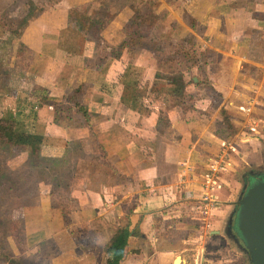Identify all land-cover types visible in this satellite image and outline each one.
Instances as JSON below:
<instances>
[{
  "label": "crops",
  "instance_id": "obj_1",
  "mask_svg": "<svg viewBox=\"0 0 264 264\" xmlns=\"http://www.w3.org/2000/svg\"><path fill=\"white\" fill-rule=\"evenodd\" d=\"M100 1L102 0H59L55 4L56 13L53 11L46 18L49 25L55 23L54 30L48 33L43 30L35 35L36 39L33 38L30 42L34 48L28 45L22 48L26 64L21 68L27 74L30 73V76L37 77V83L47 82L49 85L45 86V90L50 95L54 94L53 89H56V94L63 96V103L66 101L64 96L68 94H65L67 89H82L79 102L92 120V127L86 130L87 136L95 134L96 140L100 141L99 147L105 152V160L101 165L103 164L111 175L125 178L115 181L113 175L112 178L108 175L100 182L101 186L94 180V188L85 192L79 191L83 193L78 200L82 221H91V225H100L110 213L111 218L121 213L122 211L118 210L114 212L118 200L127 199L130 195L134 198L148 196L146 192L149 190L156 191L154 193L157 197L164 191H174L175 194L177 191H183L186 195L198 199L201 187L192 184L186 188L180 185L179 175L187 168L193 173L197 172L196 165H201L204 171L207 170L202 171V174H211L209 165L217 159V155L203 159L201 152L203 147L215 145L219 151L218 147L223 143L218 139L215 130L211 129L218 111L211 108L212 90L196 84V76L200 77V80L203 76L198 74L195 64L187 61L177 63L173 59L174 55L180 52L186 38H193L219 55L218 60L208 66L206 75L215 90L219 91L221 85H225L218 80V72L220 76L233 74L235 79L231 88L235 87L234 81L239 76L238 85H245L254 92L257 87L258 96L264 90V82L261 81L264 78V9H254V4H257L255 0H212L207 7L208 15L204 14L202 8L198 11L201 0H173V4L160 0L168 10V23L172 34H165L159 42L149 38L141 39L138 46L128 54V61L123 65L125 68L121 76L116 73L122 67L120 62L114 56H109L102 64L103 67H100L99 57L97 58L100 51L97 44L91 40L90 34L78 31L68 21L71 8L91 7ZM147 10V7H143L145 14ZM184 12L187 16H183ZM132 13L126 4L116 15L108 16L110 20L99 32L101 43L107 47V51L118 48L125 41V29ZM104 55L106 53L103 51L100 57L103 58ZM171 55L170 61H160L162 58L168 59ZM24 75L23 73L22 76ZM191 79L194 84L190 83ZM106 85H109L107 89ZM179 88H183L182 96L177 93ZM31 92L35 94L37 91ZM207 92L209 99L204 105L205 112L194 109V103L189 104L199 93ZM237 94L242 97L243 91ZM180 102L185 103L187 110H183ZM256 102L259 105V101ZM58 106L63 105H57L56 108ZM159 107L166 113L165 125L159 121L156 111ZM53 108L54 106L43 111V115L39 114L37 120L25 122L33 138V149L41 151L45 148H58L64 152L65 148L72 145L67 143L71 138L74 139L72 131L76 130L78 135L81 128H85L78 125L79 130L74 126L66 129L54 124ZM5 110L6 108H3L0 116L7 113ZM74 112L82 116L73 106L72 114ZM209 114L215 115L210 117ZM206 118H210L209 123ZM54 129L62 130V143L58 142L59 134L56 135L58 138L53 136ZM224 142L234 146L232 141ZM123 182L129 185L125 194L120 190ZM135 185L139 187L136 191ZM121 193L123 195L119 196ZM114 200H117V203L114 204ZM50 207L57 214L53 219L47 220L46 210ZM60 211V208L51 204L41 214L29 220L28 224L35 222L37 225L25 235L27 246L31 247L34 240H37V246L41 247L45 241L54 239L61 247L68 248V238L69 243L73 244L69 236L58 234L63 233L65 228ZM111 218L99 229V238L94 232H88L85 243L91 246L94 243L105 245L119 227L116 219ZM73 251L75 252L74 247L71 246L66 252L62 250V253L65 252L62 255H74ZM81 258L85 260L84 257ZM81 258L77 260L80 261Z\"/></svg>",
  "mask_w": 264,
  "mask_h": 264
},
{
  "label": "rangeland",
  "instance_id": "obj_2",
  "mask_svg": "<svg viewBox=\"0 0 264 264\" xmlns=\"http://www.w3.org/2000/svg\"><path fill=\"white\" fill-rule=\"evenodd\" d=\"M46 1L47 0H36L37 3H42L45 8L47 7ZM166 1L170 4L174 2L173 0ZM211 1L212 0H201L198 11L202 8L204 14L208 15L209 13L207 12L209 8L207 9V7ZM255 2L257 4H254V9H264V0H255ZM22 6L19 0H0V15L3 13L10 18L16 16L22 9ZM44 16L45 13L34 19L32 25L26 26L20 38L13 37V41H10V39H6V35L0 36V39L4 40L3 42L5 43L1 48L2 51L0 52V56H5L6 53L8 55L7 59L3 57L2 60V73L0 75V113L3 108H6V112L14 115L18 122L24 125L23 128L25 131H29L28 129H30L25 122L37 120L38 115H43V111L48 108L54 106L53 110L56 112V106L63 105L72 111L74 106L73 102L65 101V103H63V96L61 97V95L56 94V89H53L55 91L54 94L50 95L48 92V102L47 100L45 101L46 98L42 96L35 97V95L31 94L32 90H36L35 86L45 90V86L49 84L47 82H43L44 84L36 83L37 77L30 76V73L27 74L21 70L26 64L24 61L26 60L25 54L22 48L28 46L34 48L30 42L33 41V38L36 39L37 34L43 30L46 33L54 30L55 23L52 22L51 25H49ZM23 73L25 74L24 76H22ZM216 76L217 73H215V77ZM217 77L218 80H221L225 85L224 87L221 85L219 88L222 94V101L218 104L217 109H215L216 111L218 110L215 121H219V110L224 108L228 112L227 116L230 122L238 128V131L233 137H227L226 139L234 143L235 151L232 150L229 152V162L232 165H229L230 168H223L220 173V180L217 178L222 184V189L216 192V200L218 202L215 203L214 209L209 210L204 206V202L195 199V196L186 195L183 191H177L176 194L174 191L173 193L164 191L157 197L154 193L156 191L149 190V192H146L148 196L139 198L136 196L134 198L130 195L127 199L118 200V203L116 202L117 200L113 202L114 204L117 203L114 212H117V210L126 212V210L130 208L133 209L134 206V213H137L134 217L138 220L142 219L141 212L156 211L153 215H151V213V216H148V219L145 220V228L142 229L140 227V235L143 231L145 242L147 240V242L152 245V252L154 256H157L159 259L168 256H181L185 253L186 257L189 258L190 256V262L194 260L195 256L196 258L198 256L201 264H251L250 253L243 243L240 242L238 236L233 232V225L239 210L237 203L241 200L247 187L253 179L264 178V90L262 92L260 91L261 93L258 96L256 95L258 90L257 87L254 86L256 88L254 92V90L247 88L245 85L240 86L237 84L239 76L236 78V81H234V88H231L232 81L235 79L233 74L220 76L218 72ZM261 81L263 83L264 78H262ZM263 86H260L261 90ZM239 90L243 91L242 97L237 94L241 92ZM70 91H73V89H67L65 94L70 93ZM208 94L209 92L199 93L196 99L189 102V104L191 105L194 103L193 107L195 109L205 112L204 105L206 100L209 99ZM226 96L229 97L225 98ZM247 100H250V102ZM256 101H259V105ZM73 114L76 116H73ZM73 114L71 120H68L67 114L62 112V119L58 118L59 122H55L53 118V123H56V125L58 124L60 127L63 126L66 129H70L72 126L75 128L78 127L79 130L80 126H78L76 122L82 124L84 122L82 119L83 117L77 114V112ZM213 115L209 114L210 117ZM209 120L210 118H206L207 123H209ZM215 121L212 122L211 129L215 130L218 139L221 140L223 139L222 131L218 135V130L232 129L224 128L220 125L217 128ZM86 130H89L87 126L84 129L81 128L78 135L76 130L72 131L74 139L72 140L69 135L71 139L67 141V143L69 142L68 144L72 145L70 148H65L64 152L63 149L58 148H45L41 150L42 154L45 156H62V160H57L58 165L54 169H51L49 164L45 166V169L34 172V177L38 180L37 188L31 189L27 187L23 189V182H18V190L23 196L21 201L18 199L15 200V194L13 193L14 186L9 183H13L14 179L19 176V171L23 172L26 169L25 161L27 154L14 157L7 154L0 145V219L3 223L10 222L12 224V229L8 230V235L4 236V233L0 232V264H86L89 262L88 259L92 258V255L93 258L97 257L100 248L96 251V248L88 247V249L91 250V252L88 253L90 255L86 254L84 249H79L78 252L74 249V255L73 253L62 255L68 251L69 248L61 247L58 245L57 240L49 239L45 241L37 252L31 251L37 250L34 249L37 244H39L36 243L37 240H34L31 247L27 246L28 242L23 244V241H21L22 234L23 238H25L27 231L29 229H35L37 225L35 222L28 224L29 220L41 214L43 210L48 208V205H53L55 202L54 196L57 197V195L50 196L48 192L50 188L47 187L48 184L40 180L47 174H49V177L53 176V174H55L54 171L60 170L63 173H67L66 176H64V180L66 181L65 184L61 185L58 190H60L62 196L68 202L66 205L69 210L70 218L69 229L64 228L63 233L58 234H64V236L68 237L71 234L69 233L70 229H74L73 231H75L76 234L79 229L81 232L80 235L83 237L88 238V232H94L96 237L99 238V229H102L103 225L110 220L112 213L107 215L104 219L105 221L102 220L100 225H91V221H82V210L80 209L81 206H79L78 200L83 193H79V191L85 192L90 188H94L92 186L94 180L96 184L101 186L100 182L105 180L108 175L110 177L113 175L115 181H120V179L125 180L122 176L111 175L105 170V166L103 164L101 165L103 162L101 159L105 158V156L98 145L100 141L98 142L97 140V142L94 143L93 137L91 135L87 136ZM82 131L84 133H82ZM52 133L55 138H58L56 135L59 134V143L64 141L61 129H54ZM224 133L227 132L224 131ZM219 140L214 139L217 143ZM218 153L219 151L216 149V145L215 147L206 146L203 147L201 155L203 159H205L208 157L213 158ZM219 155H221V152ZM93 156H95L94 159L92 158ZM201 167V165H196L197 172L201 173L204 171ZM206 171L205 169L204 172ZM21 179L22 178H18L17 181ZM83 183L85 184L81 185ZM30 185L32 186V180L30 183L26 184V186ZM127 187H129V185L123 182L120 189L121 192L125 194ZM134 188L136 191L139 187L135 185ZM123 193L119 196H122ZM152 197L155 198L153 199ZM9 207H11L12 212V217L10 218H8ZM129 211L131 212L132 210ZM20 212H25L22 221V225L25 228L23 233L22 226H19L21 220H15V222H13L14 217ZM46 212H48L46 215L47 220L49 218L53 219L55 214H57L51 207L48 211L46 210ZM82 243H85V241L83 240ZM155 244L159 247H156ZM184 244H186V249L190 253L187 251L184 252ZM179 246H181V248ZM62 250L65 252L62 253ZM15 256H19V259L14 260ZM81 257H87V259L85 258V260H83ZM79 258L82 260L78 261Z\"/></svg>",
  "mask_w": 264,
  "mask_h": 264
},
{
  "label": "trees",
  "instance_id": "obj_3",
  "mask_svg": "<svg viewBox=\"0 0 264 264\" xmlns=\"http://www.w3.org/2000/svg\"><path fill=\"white\" fill-rule=\"evenodd\" d=\"M19 1L20 3H22L23 6L16 16L10 18L9 16L7 17L3 13L0 15V36L6 35V39H10V41H13V39L16 37L20 38L23 29L26 26L33 24L34 19H36L43 13H45L44 17L47 18L50 13H52L53 11L56 12L55 4L59 0H47L46 8L43 7L42 3H37L36 0ZM126 4L129 5L133 12L130 17V20L128 21L127 29H125L126 39L123 43L118 46V48L108 49L107 51V49H105L107 47L103 43H101L99 32L101 28L105 25V23L110 20L108 16L111 15L113 17L118 11H120L121 8L126 6ZM143 7H147L148 9L146 14L143 11ZM184 14L187 16L186 12L183 13V16ZM68 21L69 24L78 31L90 34L91 40L97 44L98 50L100 51V54L97 56V58L99 57L98 63L100 67H103L102 64L107 61L109 56H114L117 61L120 62L122 67L118 72L116 71L117 75L119 74V76L122 75V70H124L125 68H123V65L126 64L128 61V54L132 51L131 49L138 46V43L141 39L149 38L152 41L159 42L162 41V38L165 34H172L171 30L169 29L168 10L164 7L162 1L160 0H102L91 7L89 6L71 8L68 13ZM191 40H193V38H186L183 41L182 46L180 48V52H177L174 55L173 59L177 63L187 61L189 63L195 64L198 74L203 76L202 80H200V77L196 76L198 78V82L196 84L206 89L212 90L213 99L211 102V108L212 110H215L217 109L218 104L222 101V94L221 92L215 90L212 87L211 82L206 77V75L208 66L216 62L219 58V55L213 53L210 49L203 47L201 43ZM3 41L4 40L0 39V52L2 51V46H4L5 44ZM103 51L106 53V55L101 58L100 55ZM3 57L4 59H7V53L5 56H0V75L2 73L1 68ZM171 59L172 55L168 59L162 58L160 61H170ZM35 82L37 83V81ZM190 83L194 84L193 79L190 80ZM107 86L109 85H106L105 89H107ZM35 87L37 92L33 95H35V97L42 96L43 98H46V101L48 91L42 88H38V86ZM81 93L82 89L77 88L71 93L65 95V99L66 101L73 102L75 109L82 114L84 122L82 124H80V122H76V124L81 126L83 125V127L87 126L88 128H91L92 120L87 115L86 111L83 109L79 102V97L81 96ZM177 93H180V95L182 96L183 88L177 89ZM180 105L181 107H183V110H187V106L184 102H180ZM156 111H158L159 121L165 125L166 113L163 112L162 107H159V109ZM62 112H65L67 114V119L71 120V109L66 108L64 106H58L55 112V122H59L57 116L62 118ZM219 112V121H215V125L217 126V128L220 125L224 128L232 129L218 130V135L222 131L223 139H221V142H224L227 141V137H233L237 133L238 128L230 122V119L227 116L228 112L224 108H221ZM23 127L24 125L21 122H18L16 117L12 116L9 112L4 113L0 116V145L3 150H5L7 154L12 155L14 157L17 155L27 154V158L25 161L26 169L23 172L19 171V176L14 179L13 183H9L14 186L13 193L15 194V200L18 199L20 201L22 200L23 196L18 190V182H23V189H26L27 187L31 189L37 188L38 180H36V178L34 177V172H38L39 170L45 169V166L49 164L50 168L54 169L58 165L57 160H62V156H59L60 158L58 156L53 155L45 156L42 155L39 149H33L32 135L28 131H25ZM224 131H226L227 133H224ZM90 135L93 137V140L97 142L95 134L91 133ZM100 150L103 151L101 147ZM103 155L105 156L104 152ZM104 160L105 158L101 159V161L103 162ZM54 173L55 174H53V176L49 177V174H47L40 180H43L45 184H48L47 187L50 188V190H48L50 196L57 195V197L54 196L55 202L53 203V205L61 209L60 214L62 215L64 226L65 228L69 229L70 218L69 210L66 205L68 202L66 199H64L60 190H58L61 185L65 184L66 181L64 180V176H66L67 173H63L60 170L54 171ZM18 178L22 179L17 181ZM31 180L32 186H26V184L30 183ZM245 194L246 193L244 192L243 197L245 196ZM8 213V218L12 217L11 207L8 208ZM24 214L25 212H20L13 219V222H15V220H21L19 226H22V233L25 230L24 226L22 225ZM9 229H12V224L10 222L3 223V221L0 219V232L4 233L3 235L6 236L8 235ZM73 230L74 229L69 230V233H71L69 237L70 240L73 242L72 244L69 243V240H67V246L69 249L71 246H73L77 252L79 249H84V252L89 253L88 251L90 250L88 249V247H94V249L96 248V251L99 250V248H102V246H99V243H94L93 246L88 245V243H82L85 237L80 235L81 232L79 229L77 230V234ZM21 241H23V244H25L26 242L25 238H23V234ZM110 242L111 248L113 249V255L112 259L109 261L108 264H120L124 256V252L128 247L127 233L124 230H118L117 233L112 237Z\"/></svg>",
  "mask_w": 264,
  "mask_h": 264
},
{
  "label": "flooded vegetation",
  "instance_id": "obj_4",
  "mask_svg": "<svg viewBox=\"0 0 264 264\" xmlns=\"http://www.w3.org/2000/svg\"><path fill=\"white\" fill-rule=\"evenodd\" d=\"M263 179L264 178H262L260 180H263ZM129 210H132V211L130 212ZM129 210H126V212L123 211L121 213H118L115 216L116 218L112 216V220L116 219L117 224L119 226L117 228V231L118 230H124L127 233V245H128V247L126 248V250L124 252V256H123V259H122L120 264H201L198 256L196 258V256L194 255L195 256L194 260L192 262H190L189 261L190 256H189V258L186 257L185 253H183V255H181V256L180 255L168 256L166 258L162 257L161 259H159L157 256H154V254L152 252L153 251L152 245L150 243H148L147 240L145 242V239L143 236L144 232L142 231L141 232L142 236L140 235V227L142 229H144L145 228L144 227L145 220H147L148 216L153 215L156 211H149V212L143 211V212H141L142 219L138 220L137 218L134 217L137 214V213H134V206H133V209L130 208ZM129 213H130V215H129ZM122 220H123V223H122ZM117 231H116V233H117ZM111 239L105 245L102 246L97 257L93 258V255H92V258L88 259L89 262L86 264H108L109 261L112 259V255H113V249L111 248V242H110ZM184 245H185L184 246L185 247L184 252H185V251H187V249H186V244H184ZM155 246L159 247L156 244H155ZM179 247L181 248V246H179ZM40 248H41L40 246H37L34 248L37 250H31V251L37 252V251H39ZM36 252H34V253H36ZM188 253H190V252H188ZM86 254H88V253H86ZM88 255H90V254H88ZM88 255H86V256H88ZM85 258L87 259V257H85ZM179 258L181 259L180 261L178 260ZM15 259H19V256H15L14 260ZM20 261H22V260H20ZM250 261H251V258H250ZM26 264H32V263H26ZM35 264H41V263H35ZM251 264H252V261H251Z\"/></svg>",
  "mask_w": 264,
  "mask_h": 264
},
{
  "label": "water",
  "instance_id": "obj_5",
  "mask_svg": "<svg viewBox=\"0 0 264 264\" xmlns=\"http://www.w3.org/2000/svg\"><path fill=\"white\" fill-rule=\"evenodd\" d=\"M245 193L237 203L233 232L249 251L252 264H264V179H253Z\"/></svg>",
  "mask_w": 264,
  "mask_h": 264
},
{
  "label": "built area",
  "instance_id": "obj_6",
  "mask_svg": "<svg viewBox=\"0 0 264 264\" xmlns=\"http://www.w3.org/2000/svg\"><path fill=\"white\" fill-rule=\"evenodd\" d=\"M221 143V142H220ZM219 153L217 154V159L211 162L209 165L210 175H204L202 173H197L189 168L185 169L180 175V185L189 188L192 184L195 186H200L202 191L199 193L198 199L200 202H204L206 208L212 209L217 202L216 192L222 189V184L219 181L220 173L223 168H230L232 165L229 160V152L234 150L235 147L230 144L223 142L219 145ZM221 152V155H219ZM227 154V155H226ZM230 165V166H229ZM217 178L219 180H217Z\"/></svg>",
  "mask_w": 264,
  "mask_h": 264
},
{
  "label": "bare ground",
  "instance_id": "obj_7",
  "mask_svg": "<svg viewBox=\"0 0 264 264\" xmlns=\"http://www.w3.org/2000/svg\"><path fill=\"white\" fill-rule=\"evenodd\" d=\"M178 260L180 261L181 259L179 258Z\"/></svg>",
  "mask_w": 264,
  "mask_h": 264
}]
</instances>
